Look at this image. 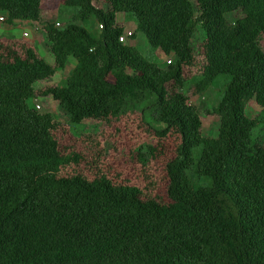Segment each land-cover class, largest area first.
<instances>
[{
  "label": "trees",
  "instance_id": "1",
  "mask_svg": "<svg viewBox=\"0 0 264 264\" xmlns=\"http://www.w3.org/2000/svg\"><path fill=\"white\" fill-rule=\"evenodd\" d=\"M4 16L41 28L0 36V264H264V0H0ZM221 77L213 136L189 103ZM47 96L69 123L32 104ZM85 120L102 127L74 134Z\"/></svg>",
  "mask_w": 264,
  "mask_h": 264
},
{
  "label": "rangeland",
  "instance_id": "2",
  "mask_svg": "<svg viewBox=\"0 0 264 264\" xmlns=\"http://www.w3.org/2000/svg\"><path fill=\"white\" fill-rule=\"evenodd\" d=\"M71 12H65L62 16H59V20L68 21L73 19ZM239 14L234 13L229 18L233 19L235 16H238ZM5 20L0 21V36H10L13 32V30H20L19 33L21 36L23 35L24 31H27L30 36L27 38V40H30L33 35L37 34L39 27V24L35 22H22L18 23L15 22V25H9L6 21V16H4ZM91 24L89 25V30L95 33H98L101 29L99 26V23L96 20H91ZM89 22V23H90ZM88 23V24H89ZM78 24H82L81 22H78ZM126 30L135 32L136 24L132 20H125ZM16 28V29H15ZM200 36L203 38L204 33L202 30H199ZM131 44H133L143 55L152 56L150 59L154 60L155 57L158 58L159 61H161L163 58L159 52V50L150 48L147 44V41L145 37L141 33H136V38L133 41H129ZM166 60H162L163 64L166 63ZM162 63V62H160ZM68 72V71H67ZM67 72H62L58 78H65L67 76ZM229 81V78L227 77H221L219 81L215 82L214 86L203 93L200 97L196 99H192L193 105L197 107V110L201 117L204 120L205 129L209 132L210 135L215 136L218 131V119L212 115L213 109L217 106L219 99L221 97V94L223 92L224 84ZM205 96V97H204ZM33 105H39V110L45 113H51L57 120L69 123V117L67 113L60 108L59 103L52 98L51 96L47 97H41L32 103ZM259 113V108L256 106L255 103H250V105L247 108V114L250 118H254ZM147 118L151 122L153 126L156 128L163 127V123L159 120V117L155 111L148 110L147 111ZM102 127V124L95 120H85L82 122L81 125H71V131L74 134H82V133H96L100 128ZM253 137L257 143H260L264 140V122L261 123L256 129L254 130Z\"/></svg>",
  "mask_w": 264,
  "mask_h": 264
},
{
  "label": "built area",
  "instance_id": "3",
  "mask_svg": "<svg viewBox=\"0 0 264 264\" xmlns=\"http://www.w3.org/2000/svg\"><path fill=\"white\" fill-rule=\"evenodd\" d=\"M4 20H5L4 17H0V21H4ZM56 26L59 27L60 24L57 22V23H56ZM27 35H28V32H27V31H24L22 36L25 37V36H27ZM128 35H131V33L129 32ZM125 38H126V36H122V37L120 38V41H125ZM167 62L170 63L171 61L168 60ZM192 103H193V102H191V103H189V104H192ZM37 108H40V106L37 105Z\"/></svg>",
  "mask_w": 264,
  "mask_h": 264
},
{
  "label": "crops",
  "instance_id": "4",
  "mask_svg": "<svg viewBox=\"0 0 264 264\" xmlns=\"http://www.w3.org/2000/svg\"><path fill=\"white\" fill-rule=\"evenodd\" d=\"M16 29V28H15ZM13 32L14 33H12L11 35L12 36H15V37H17V38H20V37H22L19 33L21 32L20 30H13Z\"/></svg>",
  "mask_w": 264,
  "mask_h": 264
}]
</instances>
